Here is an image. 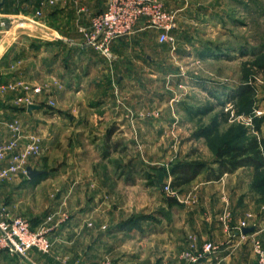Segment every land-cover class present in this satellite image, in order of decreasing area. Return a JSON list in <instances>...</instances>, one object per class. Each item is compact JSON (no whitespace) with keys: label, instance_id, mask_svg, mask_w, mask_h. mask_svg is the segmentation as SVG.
Returning a JSON list of instances; mask_svg holds the SVG:
<instances>
[{"label":"rangeland","instance_id":"rangeland-1","mask_svg":"<svg viewBox=\"0 0 264 264\" xmlns=\"http://www.w3.org/2000/svg\"><path fill=\"white\" fill-rule=\"evenodd\" d=\"M158 1L177 20V13L181 12L185 24L178 31L174 29L171 38L164 42L141 37L147 45L137 55L139 65L133 70L136 85L120 87L117 74L108 68L112 80L107 75L102 93L107 99L106 113L94 108L88 116L69 115L70 108L89 107L90 96L73 101L72 105H61L62 109H56L55 102L51 104L47 98L38 109H33L37 112L31 117L27 108L22 107L24 103H11L17 113L23 111L30 129L40 134L41 142L49 143L46 163L38 162L43 152L29 159L37 161V166L52 176L37 189L20 172L0 182V217H25L32 229L44 232L51 246L45 252L37 251L41 254L52 250L65 253L70 249L67 245L59 246L60 249L53 245L51 238L56 235L50 224L55 218L56 223L71 219L72 207L81 206L103 208L106 222L101 230L106 235L117 232L121 225L127 226L129 221L143 224L136 235L130 236L132 232L128 230L123 233L117 248L108 247L110 255L101 264H163V260L164 264H191L182 253L191 248V243L199 246L205 241L226 250L227 236L214 240L203 229L206 223L218 220L228 223L225 214L216 219L219 211L213 194L217 189L203 192L197 184L208 179L209 168H216L220 147L241 143L250 136L264 138V0H181L179 6L185 8L178 12L168 8L166 1ZM94 2L90 0L91 4ZM49 14V9L43 13L47 18ZM95 14L89 15L88 23L79 22L77 30L87 28ZM67 23L61 21L59 25L65 27ZM0 31H4L3 24ZM13 47L2 60L7 62L13 53L11 61L16 60ZM91 48L90 56L99 55L109 65L116 59L104 58ZM18 70L16 65L8 69L4 81L15 82ZM242 87L248 90L239 98L236 91ZM13 91L1 97L14 98L18 92ZM24 117L20 118L25 120ZM182 161H202L208 168L187 184L172 188L169 170ZM249 168L253 176L254 169ZM260 172L258 176L264 175V169ZM246 212L252 214L250 224L256 220L264 223V212ZM48 215L53 219H46ZM234 215L237 221L230 223L231 234H243L235 225L244 215L239 218L237 211ZM36 218L48 221L37 225L33 221ZM148 224H155L153 236L164 231L170 252L166 259L147 255L142 242ZM97 229L93 234L98 235ZM78 231L72 233L87 236L83 227ZM135 236L141 242L139 245L133 241ZM256 236L259 237L254 234L252 238ZM251 244L245 241L243 251L254 255ZM70 247L79 253L84 251L80 244ZM65 260L62 263L68 264L69 258ZM212 262L221 264L214 258Z\"/></svg>","mask_w":264,"mask_h":264},{"label":"crops","instance_id":"crops-1","mask_svg":"<svg viewBox=\"0 0 264 264\" xmlns=\"http://www.w3.org/2000/svg\"><path fill=\"white\" fill-rule=\"evenodd\" d=\"M164 1L167 2L168 8H172L177 12L185 8L184 5L179 6L181 3H178V1L181 2V0ZM105 3L106 0H96L93 4L90 3V0H60L59 2L54 0L53 3H49L47 0H0V24L4 26V31H0V76L2 77L0 79V113L4 118L24 117L23 111L17 113V110L11 107L13 105L11 103H24L21 105L26 107L29 104L26 99L29 98L31 102H34L33 104L37 105L48 98L55 102L56 109H62L61 105H72L73 101L84 98V96H90L88 98L89 107L70 108L69 115L76 118L78 115L88 116L94 108L98 109L99 113L104 114L108 109L106 108L107 99L105 94L102 93L105 91L107 84L108 68L117 74L116 80L120 87L126 86V89H128V87L136 85L137 79L133 75V70L139 65L137 55L140 48L147 45L141 42V37L145 36L146 40L152 41L157 39V32L146 24L144 18H141L137 21L131 33L119 37L111 43V52L116 57L111 65L99 55L98 58L90 56V52H93L92 46L82 41V33L79 29L77 30L79 28L78 23H88L89 15L100 12ZM36 9L41 11L38 16L34 14ZM47 9L50 10L48 18L43 15ZM177 18L175 31H178L186 21L181 12L177 13ZM15 20L19 22L14 23ZM61 21L68 22L69 25L67 23L65 27H61L59 25ZM7 23L8 26H6ZM11 46H14V51L17 52L16 60L11 61L15 54L13 53L6 62L2 58L6 52L10 51ZM15 65L19 69L17 80L23 82V87L14 90L18 92H16L14 98L5 99L1 96L12 90L6 88L10 82L4 81V73L12 66L15 67ZM108 77L111 78L112 75H108ZM35 86L40 88L38 92H33L32 89ZM101 88L102 92L99 90ZM36 112L37 110L31 112L27 110V115H35ZM54 114H56L55 111ZM77 121L78 119H76ZM6 135V130L0 131L1 138ZM42 143L43 156L38 159V162L44 164L48 159L45 157L50 147L48 148L49 143L47 141L43 140ZM38 162L30 160L29 166L41 169L37 166ZM41 170H43L41 175L45 176L44 179L40 178V180L36 179L40 175L30 179L26 174H23V176L26 175L25 180L27 183L30 184L33 181L34 189L45 185L44 183L51 179L52 175H46L45 169ZM250 170L248 166H241L232 172H224L217 179H206L198 182V184L196 183L197 187L203 192L206 191L205 189L214 188L213 191L217 189L215 195L213 194L216 197V208L219 211L216 219H222L225 214V219L228 222L223 224L218 220L213 223H206L203 228L207 230L205 234H208L211 239L214 238L215 240L219 236H227L226 250H221L218 245V250L213 254V258L221 261V264H256L254 255L251 252L248 254L246 249L243 251V245L245 241L250 243L254 234L261 237L264 243L263 221L256 224L254 232L251 233L239 235L237 232L231 234L230 231V223L237 221L234 212H239V218L246 211L264 212V202L260 201L259 191L250 186L252 179ZM70 212L72 214L71 219L68 218L64 223H56L55 221L58 219L55 218V223L51 222L50 224L51 232L56 235L51 238L53 245L58 248L67 245L70 251L54 253L52 250L46 254H41L31 249L25 255H10L7 252H0V264H63L62 262H66V257L69 258L68 264H78V262L80 264H101L110 255L107 253L108 247L115 246L117 248L120 246L123 233L128 230L132 232L130 236H133L143 227V224L139 221H130L127 226L122 225L115 230L117 232L106 235L101 230L102 224L106 222L103 208L98 207L95 210L94 207L90 208L89 206H81L76 209L72 207ZM49 217L53 219L51 215H48L46 219ZM46 219L44 222L49 220ZM96 219L97 222L94 223ZM33 221L38 223L37 225L44 223L39 218ZM199 226L201 225L199 224ZM82 227L87 232V236H76L72 233V231L79 232L78 229ZM96 228H98V235L93 234ZM146 228L147 234L142 243L146 245L147 255H157V257L161 255L166 259L170 252L166 246L167 238L164 236V231L161 230L160 236H153V233L156 232L155 224H148ZM67 231L70 233L68 236L66 235ZM133 241L136 245L141 243L136 236ZM76 244L83 245L84 251L79 253L70 247ZM159 244L160 247H158ZM113 250L111 249V253H113ZM138 252L136 256H139ZM164 263H166L165 260H163Z\"/></svg>","mask_w":264,"mask_h":264},{"label":"built area","instance_id":"built-area-1","mask_svg":"<svg viewBox=\"0 0 264 264\" xmlns=\"http://www.w3.org/2000/svg\"><path fill=\"white\" fill-rule=\"evenodd\" d=\"M40 13V9L34 11L37 16ZM141 18L156 30L160 42L171 38V32L177 26L175 14L164 8L158 0H106L104 8L92 16L88 27L80 28L83 42L98 50L104 58L111 59L114 57L110 49L111 43L131 33ZM22 87L23 82L20 80L6 86L9 90H19ZM32 90L38 92L40 88L35 86ZM49 101L53 104L52 100ZM26 102L30 103L31 99H26ZM1 130H6L7 135L4 138L0 136V182L17 172L26 174L29 158L37 157L43 147L40 134L30 129L28 120L18 116L6 119L0 113ZM251 217L252 214L246 212L243 219L235 225L237 231L241 232L246 226L260 224L261 221L257 220L250 224ZM251 242L256 263L264 264V246L261 239L256 236ZM50 246L49 237L42 231L32 229L26 218L9 215L0 217V252L25 255L31 249L45 252ZM217 250L218 245L212 241H205L199 246L191 243V248L184 250L182 256L191 264H216L212 260Z\"/></svg>","mask_w":264,"mask_h":264},{"label":"trees","instance_id":"trees-1","mask_svg":"<svg viewBox=\"0 0 264 264\" xmlns=\"http://www.w3.org/2000/svg\"><path fill=\"white\" fill-rule=\"evenodd\" d=\"M247 90L248 88L242 87L236 91L237 97H242ZM216 155L217 166L215 169L209 168L208 179H217L224 172H232L241 166L252 167L255 174L252 176L250 186L256 188L260 198L264 200V175L258 176L264 169V138L250 136L241 143H226L218 149ZM205 168L208 166L202 161H182L173 164L169 170L172 177L170 186L179 188L187 184Z\"/></svg>","mask_w":264,"mask_h":264},{"label":"water","instance_id":"water-1","mask_svg":"<svg viewBox=\"0 0 264 264\" xmlns=\"http://www.w3.org/2000/svg\"><path fill=\"white\" fill-rule=\"evenodd\" d=\"M6 26H8V23L6 24ZM26 108H27L28 111H31L33 109H38L39 108V105L33 104V103H29V104H27ZM42 172H43V170H41V169L33 168L31 166H27L26 167V175L30 179L35 178V177L41 175ZM252 230H253V226H246V227H243L241 229V233H243V234L249 233Z\"/></svg>","mask_w":264,"mask_h":264}]
</instances>
